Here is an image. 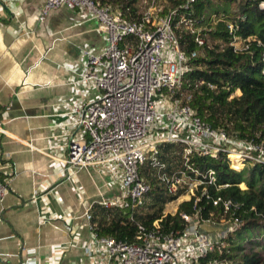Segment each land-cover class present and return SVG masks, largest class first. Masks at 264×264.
I'll list each match as a JSON object with an SVG mask.
<instances>
[{
	"label": "built area",
	"instance_id": "built-area-1",
	"mask_svg": "<svg viewBox=\"0 0 264 264\" xmlns=\"http://www.w3.org/2000/svg\"><path fill=\"white\" fill-rule=\"evenodd\" d=\"M183 1L182 7L187 10L197 0ZM145 4L147 7L139 20L132 22L108 8L98 7L92 0H45L40 22L57 9L81 10L98 22V29L106 36V48L88 57L81 76L98 90V98L76 108L71 122L73 128L82 130L87 140L71 137L59 175L68 181L92 164L108 166L113 179L120 184V194L101 197L91 205L106 210L120 208L135 212L145 206L151 187L141 174L143 167H147L167 194L176 196L169 204L190 201L199 192L214 207L222 208L218 221L203 220L198 214L183 215L186 226L171 233L163 232L159 221L149 229L138 223L132 241L98 237L89 207L84 215L94 242L84 249L87 255L99 258V264H202L240 223L230 217L231 200L209 196V187L219 193L229 185L218 184L213 169L195 167L191 159L222 157L235 171H242L247 163L264 167V137L256 133L253 138H240L222 129H212L195 115L187 103L189 96L181 93V86L184 74L191 70L188 61L197 52L186 53L181 49L171 22L176 11L162 17L156 0ZM259 6L264 8V2ZM175 27H182L190 34L197 47L212 46L191 19L181 16ZM227 29L233 32L229 23ZM232 45L239 51L236 40ZM202 84L199 81L197 86ZM209 88L214 87L209 85ZM163 144L180 147V165L171 166L161 160L159 148ZM8 191L7 181L0 179V203ZM37 198L35 194L33 201ZM129 218L134 221L132 215ZM39 220L46 222L43 217ZM71 246L73 239L68 247Z\"/></svg>",
	"mask_w": 264,
	"mask_h": 264
},
{
	"label": "crops",
	"instance_id": "crops-1",
	"mask_svg": "<svg viewBox=\"0 0 264 264\" xmlns=\"http://www.w3.org/2000/svg\"><path fill=\"white\" fill-rule=\"evenodd\" d=\"M44 3L0 0V179L9 186L0 203V264H99L85 253L94 241L84 214L119 195L120 184L102 164L68 181L59 171L71 137L87 140L71 122L76 108L98 98L81 76L106 36L81 10L57 9L40 22Z\"/></svg>",
	"mask_w": 264,
	"mask_h": 264
},
{
	"label": "trees",
	"instance_id": "trees-1",
	"mask_svg": "<svg viewBox=\"0 0 264 264\" xmlns=\"http://www.w3.org/2000/svg\"><path fill=\"white\" fill-rule=\"evenodd\" d=\"M92 1L126 21L136 22L141 16L138 0ZM224 1L227 7L213 11L209 17L205 12L212 8L213 0H197L187 10L182 7L183 0H156V3L162 17L176 11L171 22L181 49L186 53L197 52L188 61L191 70L184 74L181 86V93L189 96L187 103L195 115L212 129H222L240 138H253L256 133L264 137V8L259 6L264 0ZM181 16L191 19L212 46L197 47L190 34L175 27ZM228 23L233 26L232 33L228 32ZM235 40L240 45L239 51L232 45ZM199 81H203L201 86H197ZM159 149L162 161L180 165L178 145L163 144ZM191 163L202 170L213 169L218 184L229 185L219 193L209 187V196L231 200L230 217L240 223L202 264H264V167L235 171L222 157L215 160L193 157ZM141 174L151 187L145 206L135 212L94 208L91 223L98 237L132 241L138 223L149 229L155 221H159L165 233L181 231L186 226L183 215L198 214L203 220L218 221L222 208L214 207L199 192L190 201L179 203L174 214H165L166 205L176 196L167 194L147 167L141 169ZM240 184L245 188H240ZM130 215L134 221H130ZM242 240L249 241L251 246L246 249Z\"/></svg>",
	"mask_w": 264,
	"mask_h": 264
},
{
	"label": "rangeland",
	"instance_id": "rangeland-1",
	"mask_svg": "<svg viewBox=\"0 0 264 264\" xmlns=\"http://www.w3.org/2000/svg\"><path fill=\"white\" fill-rule=\"evenodd\" d=\"M152 0H138V3H137V7H138V9L140 10V12H142L143 10H145L146 9V7H147V5L145 4V3H150ZM226 8L227 7V5L225 4V1L223 0V1H219V0H213V6H212V8L211 9H209V10H207L206 12H205V14L207 15V17H209V16H211L212 15V13H213V11H215V10H219L220 8ZM253 168V164L252 163H247L246 164V167H245V169H246V171L248 172V171H250L251 169ZM240 188H242V189H244L245 188V186H244V184L243 185H241V187ZM177 206H178V202H174V203H172V204H168V205H166V207H165V209H164V213L165 214H174L175 213V211H176V208H177ZM208 228H210V227H207V228H205V229H208ZM210 230V229H209ZM248 237H250V236H248ZM248 237H247V239H248ZM253 238H251L250 240H252ZM240 239H237V241H239ZM259 243H261V238H258V239H256ZM243 241V246L246 248V249H248L251 245H250V243H249V241L248 242H246V241H244V240H242Z\"/></svg>",
	"mask_w": 264,
	"mask_h": 264
},
{
	"label": "bare ground",
	"instance_id": "bare-ground-1",
	"mask_svg": "<svg viewBox=\"0 0 264 264\" xmlns=\"http://www.w3.org/2000/svg\"><path fill=\"white\" fill-rule=\"evenodd\" d=\"M230 160H231L230 162L233 164V159H230Z\"/></svg>",
	"mask_w": 264,
	"mask_h": 264
}]
</instances>
